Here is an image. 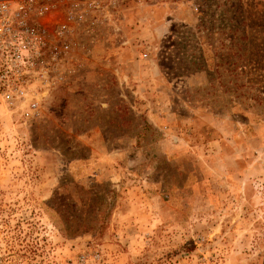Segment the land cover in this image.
I'll return each mask as SVG.
<instances>
[{
  "label": "rangeland",
  "instance_id": "1",
  "mask_svg": "<svg viewBox=\"0 0 264 264\" xmlns=\"http://www.w3.org/2000/svg\"><path fill=\"white\" fill-rule=\"evenodd\" d=\"M28 120L0 107V264H264V0H126Z\"/></svg>",
  "mask_w": 264,
  "mask_h": 264
},
{
  "label": "built area",
  "instance_id": "2",
  "mask_svg": "<svg viewBox=\"0 0 264 264\" xmlns=\"http://www.w3.org/2000/svg\"><path fill=\"white\" fill-rule=\"evenodd\" d=\"M126 0H0V107L23 120L120 33Z\"/></svg>",
  "mask_w": 264,
  "mask_h": 264
},
{
  "label": "crops",
  "instance_id": "3",
  "mask_svg": "<svg viewBox=\"0 0 264 264\" xmlns=\"http://www.w3.org/2000/svg\"><path fill=\"white\" fill-rule=\"evenodd\" d=\"M101 55H102V56H103V58H104V55H105V53H103V52H102V53H101Z\"/></svg>",
  "mask_w": 264,
  "mask_h": 264
}]
</instances>
